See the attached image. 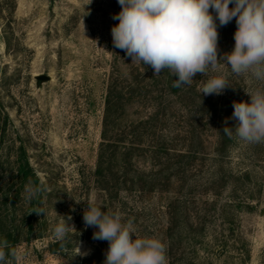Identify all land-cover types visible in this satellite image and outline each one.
Listing matches in <instances>:
<instances>
[{
    "label": "rangeland",
    "instance_id": "rangeland-1",
    "mask_svg": "<svg viewBox=\"0 0 264 264\" xmlns=\"http://www.w3.org/2000/svg\"><path fill=\"white\" fill-rule=\"evenodd\" d=\"M120 11L118 0H0V110L9 115L5 132L0 123V195L19 191L14 217L21 264H103L109 244L94 240L98 229L85 226L87 201L132 219L137 238L160 239L168 264H264V144L236 138L224 156L215 150L225 98L237 91L240 101L250 102L246 91L264 83L222 65L174 89L164 75L154 76L151 66L132 63L114 47L111 28L119 21L112 17ZM216 23L220 57L233 51L237 25L235 18L223 27ZM221 74L232 83L223 94H200L208 78ZM135 81L141 87L131 92ZM111 84L124 90L117 127L144 123L145 150L134 168L153 175L155 190H122L110 198L96 183ZM20 145L44 184L40 205L25 199L26 186L14 180ZM162 168L166 172L158 173ZM245 171L251 181H237ZM247 200L251 210L237 207ZM39 207L47 215L36 214ZM54 210L70 216L76 229L63 248L52 238L60 219ZM174 216L181 228L170 232ZM76 240L86 255H75Z\"/></svg>",
    "mask_w": 264,
    "mask_h": 264
},
{
    "label": "clouds",
    "instance_id": "clouds-1",
    "mask_svg": "<svg viewBox=\"0 0 264 264\" xmlns=\"http://www.w3.org/2000/svg\"><path fill=\"white\" fill-rule=\"evenodd\" d=\"M92 0H89V4ZM121 11L112 19L119 23L111 28L115 48L131 57L132 63L151 66L154 76L167 70L178 77L172 87L191 85L197 73L220 72L222 65L237 76L264 83V0H118ZM233 5L231 8L229 5ZM211 9V11H210ZM215 13V16L213 15ZM236 20L235 45L230 53L218 57V25ZM232 83L225 75L208 78L200 94L221 95ZM250 102H233L231 118L234 128L225 126L223 133L247 145L264 144V87L246 91ZM42 189L26 186L24 198L38 199ZM83 213L86 227L98 229L93 239L107 241L109 247L103 264H168L166 245L158 238L136 236L132 219L126 221L119 211H102L94 201H87ZM55 211V210H54ZM36 214L47 215L43 207ZM60 217L52 228L55 242L69 239L76 232L71 217ZM75 255L81 253L75 241ZM74 255V256H75ZM24 253L0 237V264H21Z\"/></svg>",
    "mask_w": 264,
    "mask_h": 264
},
{
    "label": "trees",
    "instance_id": "trees-1",
    "mask_svg": "<svg viewBox=\"0 0 264 264\" xmlns=\"http://www.w3.org/2000/svg\"><path fill=\"white\" fill-rule=\"evenodd\" d=\"M163 75L172 86L174 80L173 76L170 75L167 70L162 71L159 76ZM133 85L134 87H131V92H135V89L141 87L139 81H135ZM237 94V91L233 92L230 96L232 99L230 100L229 97H226L222 105L221 122L218 128V142L215 148L219 157L226 154L236 139L235 137L229 139L223 133V128L225 126L234 128L236 124L235 120L228 119L227 125H225V118H231L234 111L233 102H240L241 98H239ZM123 96V88L116 84H111L109 86L105 96V114L102 122L101 141L99 144L95 168L96 183L110 198L117 197L122 190L152 191L159 185L158 182H156V179L153 178L152 174L148 175L147 173L134 168V160L140 155H143L145 150L144 140L142 138L143 133L141 131V127L144 123L140 121L136 124L130 125V127H117V120L120 116L121 110L124 108ZM2 117L3 121L1 120L2 122L0 123H3L2 131L5 132L9 115L4 110L3 112L0 110V119ZM153 152H156V150H153ZM165 170L167 169L162 168L158 173L166 172ZM235 177L237 181L242 180V177L247 181H251V174L247 171L240 175L236 174ZM14 180L16 183H19L21 187L32 185L42 188L44 186L34 167L31 165L27 151L23 145L19 146V151L16 156ZM18 196V190L15 194H11L7 191L0 195V237H6L16 249L18 243L22 239L19 232L20 226L17 224L14 217L16 205L15 198ZM252 197L253 194L250 193L248 199ZM37 200L40 205L43 200L42 193ZM237 207H239V209L246 207L248 210H251L253 204L247 200L243 204H238ZM203 224L201 227L190 225V228L201 230L204 228ZM177 226L178 220L174 216L169 231H173ZM27 227L30 232L33 227V223L30 219L27 221ZM178 227L181 228L180 225ZM60 245L61 248H63L65 244L60 242ZM51 250L53 252L58 251L56 244L51 245Z\"/></svg>",
    "mask_w": 264,
    "mask_h": 264
},
{
    "label": "water",
    "instance_id": "water-1",
    "mask_svg": "<svg viewBox=\"0 0 264 264\" xmlns=\"http://www.w3.org/2000/svg\"><path fill=\"white\" fill-rule=\"evenodd\" d=\"M39 79H46V78H49L48 76L46 75H40L38 76ZM56 247L58 248L59 247V243H56Z\"/></svg>",
    "mask_w": 264,
    "mask_h": 264
}]
</instances>
